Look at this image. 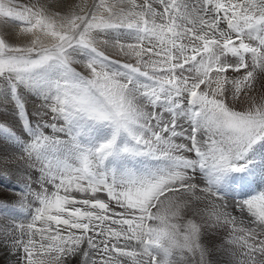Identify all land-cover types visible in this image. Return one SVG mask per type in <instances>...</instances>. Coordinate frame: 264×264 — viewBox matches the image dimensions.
Returning <instances> with one entry per match:
<instances>
[{
  "label": "snow or ice",
  "instance_id": "obj_1",
  "mask_svg": "<svg viewBox=\"0 0 264 264\" xmlns=\"http://www.w3.org/2000/svg\"><path fill=\"white\" fill-rule=\"evenodd\" d=\"M6 107L15 264H264V0H0Z\"/></svg>",
  "mask_w": 264,
  "mask_h": 264
},
{
  "label": "rangeland",
  "instance_id": "obj_2",
  "mask_svg": "<svg viewBox=\"0 0 264 264\" xmlns=\"http://www.w3.org/2000/svg\"><path fill=\"white\" fill-rule=\"evenodd\" d=\"M30 104H31V106H30ZM30 104H29V110L32 111L33 108L36 106V100L35 101H30ZM32 105H34V106L32 107ZM6 108L7 109H5V108L0 109V111H2L3 114H5V115H3V117H0V118H3V119H6L7 118L8 120H12L14 118V112L12 111L11 107H6ZM15 155L19 156V155H22V154H20L17 151ZM0 221H1L0 223H2V221H3L2 217H0ZM9 222H11V221H9ZM219 243H220V241H219ZM0 250H2V249H0ZM8 260H9V262H8ZM0 263L1 264H10V263L11 264H15V261L12 262V258L11 257H7V259L6 258H4V259L1 258L0 259Z\"/></svg>",
  "mask_w": 264,
  "mask_h": 264
},
{
  "label": "bare ground",
  "instance_id": "obj_3",
  "mask_svg": "<svg viewBox=\"0 0 264 264\" xmlns=\"http://www.w3.org/2000/svg\"><path fill=\"white\" fill-rule=\"evenodd\" d=\"M257 87H258V89H259V85H257ZM258 95H259V93H258ZM39 104V100H36V105H38ZM30 106H31V104H30ZM34 105H32V107H33ZM5 109H7V108H5ZM7 113V112H6ZM3 115H5V114H3ZM12 116V115H11ZM8 117V116H7ZM7 119V118H6ZM9 152H13V151H15L14 149H12L11 147H9L8 149H7ZM20 153V152H19ZM15 154H16V152H15ZM20 154H22V153H20ZM20 156V155H19ZM0 170H2V169H0ZM3 186L4 187H8L9 186V182L8 181H4L3 182ZM12 190L14 191L15 190V186L13 185L12 186ZM3 219V218H2ZM1 222V221H0ZM3 222V221H2ZM16 222H19V221H16ZM217 244H219V240H216L215 241ZM7 257H11L12 258V262L14 261V258L10 255V254H8L7 253V251L6 250H4V249H2V250H0V259L2 258V259H4V258H6L7 259ZM8 262H9V260H8ZM1 264V263H0ZM11 264V263H10Z\"/></svg>",
  "mask_w": 264,
  "mask_h": 264
}]
</instances>
